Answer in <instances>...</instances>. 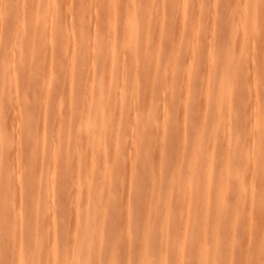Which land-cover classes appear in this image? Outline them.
I'll return each instance as SVG.
<instances>
[{"label":"bare ground","instance_id":"obj_1","mask_svg":"<svg viewBox=\"0 0 264 264\" xmlns=\"http://www.w3.org/2000/svg\"><path fill=\"white\" fill-rule=\"evenodd\" d=\"M46 1L50 2L49 5L42 8V3ZM8 2L0 0V18L6 31L13 27L21 29L22 37L27 41L32 40L39 34L34 25H24L22 18L28 11L34 19L42 14L41 24L46 29L44 36L65 38L72 45H77L79 50L86 46L95 48L97 53L103 54L102 66H106V75L96 74L92 78L78 77L70 81L80 87L81 99L77 105L81 111L76 121L70 116L64 122L55 124L53 136L48 137L45 128L35 123L39 116L47 114V108L43 112H34L24 106L21 109L14 105L16 99L11 95L19 93L24 97L16 79L18 72H27L26 60L35 58L36 61H42L50 57L52 51L40 55L25 53L24 44L0 35V143L4 141L3 132L9 119V124L14 126L17 134V152L22 155V161L18 156L7 159L0 149V264H169L168 258H173L170 264H187L194 247L198 251L196 264H206L209 256L213 258L220 254V249L225 255L227 252L222 245L219 248L208 247L206 239L200 242L193 234V229L200 224V212L209 214L210 205L220 202L221 190L213 187V183L225 187L232 194L230 217L225 221L229 227L230 243H239L238 229L244 227L241 231L244 241L261 246L253 264H264V99H257L258 94L264 91V66L260 64L264 60V47L251 40L237 47L221 45V57L211 53V69L216 71V74L210 73L212 78H219L221 83L225 80L252 78L250 97L246 103L241 100L244 112L248 113V117L244 118H250L246 128L249 137L243 138V135L233 130L230 104L223 114L219 112L220 107H214L209 117L196 115L195 106H187V96L196 95L197 90L200 93V85L206 83L200 73L190 78L189 69L186 70L184 83H175L158 91L154 90V86L146 88L144 91L149 97L145 104L149 109L145 115L136 112V106L131 105L126 92L131 90L135 98L138 87L145 80L128 76L135 72L140 53L134 46L137 34L131 21L132 10L126 13L123 36L116 37L115 18L122 11L118 3L102 5L100 13L103 19L92 28L91 22L84 19L75 26L66 27L64 19L55 18L52 7L59 0H21L15 8L7 7ZM62 2L63 6L67 5L65 0ZM227 2L181 0L182 5H174L171 13H179L182 18H192L194 14V18H205L208 13L215 12L220 4ZM147 8L143 9V14L147 13ZM257 15L264 16V4L258 0H239L225 16L237 18L236 24L226 20L223 23L224 33L230 34L232 38L248 34L253 38L256 29L254 18ZM194 27L200 29V20L194 22ZM102 29H108L106 39H98L97 31ZM198 35V30L188 35L189 47L195 44ZM115 58L120 60L115 62ZM75 60L78 63L85 61L79 53ZM195 60L192 56L189 63L193 64ZM255 60V66L261 65L258 68L254 66ZM248 65L253 67L252 70L247 68ZM235 68L237 70L234 71ZM155 72L154 68L150 74ZM176 86L180 88L176 89ZM223 90L222 85L218 90L217 102L222 97L230 101V93ZM167 92L182 95L184 102L177 109L167 108ZM41 98L47 103L49 94L42 92ZM156 100L160 101L157 105L160 112L150 115V107ZM197 100L200 101L199 98ZM204 102L208 103V96ZM73 106L72 103L70 108ZM103 106L106 113L99 109ZM124 112L129 114V119L141 116L143 125L150 124L154 129L147 132L148 136L178 128L183 140L188 132H192L196 140H202L200 126L196 127V124L202 121L210 126L207 136L209 145L200 149L196 143L189 152L190 165L199 166L202 159L197 172L187 170L179 174L172 168L170 176L158 179L156 186L150 184L151 178L142 185H136L135 179L129 181L131 190L142 193L151 190L157 199L164 200L162 212L149 216L152 223L157 224L153 230L154 237L153 234L152 237H146L145 231L138 226L119 236H111L116 229V222L136 220L139 212L126 211L121 216H112L107 208L119 204L122 195L117 180L126 170L130 173L133 167L139 165L149 168L148 155L157 148L170 151L172 148L169 146L176 143L148 138L144 154L123 149L121 136L137 132L135 123L125 125L116 118L117 114ZM29 138L36 144L30 150L23 151L21 147ZM184 149L182 143L178 150ZM218 152L221 154L220 165L212 167ZM55 153H60L58 158H54ZM26 156L29 159L24 160ZM9 166H15V170L8 171ZM22 166L31 170L24 179L18 178V170ZM55 177L59 178L57 182L54 181ZM180 184L183 185L182 190L178 189ZM192 191L194 194L190 195ZM243 193L247 194L248 199H243ZM255 193L257 199H254ZM176 197L179 199L174 200ZM37 211L42 215L39 216ZM19 213L22 214L14 219L7 218L9 214ZM239 215L247 216L244 223H238ZM39 220L45 222L44 229L43 225L39 228L30 226ZM216 221L214 217L212 222L215 230L219 229ZM104 236L107 238L102 240ZM149 238L150 245L146 244ZM171 247L173 253L169 252Z\"/></svg>","mask_w":264,"mask_h":264},{"label":"rangeland","instance_id":"obj_2","mask_svg":"<svg viewBox=\"0 0 264 264\" xmlns=\"http://www.w3.org/2000/svg\"><path fill=\"white\" fill-rule=\"evenodd\" d=\"M238 1L239 0H228L227 3L220 4L215 12H210L207 15L204 14L206 15L205 18H194L195 14L192 18H182L181 15L176 12L172 14L171 8L174 5H182L181 0H65L66 6H63L62 0H59L52 8L56 13L55 18L64 19L63 24L66 27L69 25L75 26L81 19H84L90 21L92 28H94L97 23L103 19L100 13L102 5L118 3L122 11L120 14L118 13L115 18L117 31L114 35L116 37L118 35L123 36V27L127 19L126 13L128 14V12L132 10L131 13L133 16L131 17V21L135 33L137 34L134 39V46L138 48L140 53L137 66L134 69L135 72L132 74L129 72L130 74L128 76L131 78H139L141 81L145 80L143 84L138 87L135 98H133L131 90L126 92V98L132 102V104L130 102L132 106H136V112L145 115L149 109L145 104L149 97L144 91L146 88L154 86V90L158 91L165 88L167 89L175 83H184L186 70L188 71L189 69L188 75L190 78L200 73V75L202 74L204 76L206 83L200 85V93H198L197 90L195 93L196 95L189 94L190 99L189 95L187 96V106H195L196 115L209 117L212 115L214 107H220L219 112L223 114L227 105L230 104L233 130L243 135L244 138L245 136L249 137V135H246V128L250 118H244L248 113L246 114L244 112L241 100L246 103L247 99L250 97L253 86L252 78L242 79L241 81L225 80L221 83L219 78L211 77V75L216 74V71L212 70L211 53L214 52L215 55L221 57V49L219 48L221 45L237 47L238 45L246 44L254 40L256 45L264 47V16L257 15V18H254L256 29L253 38L249 34L232 38L230 34L224 33L223 23L226 20H230V22L236 24L237 18H225V16L233 10ZM258 1L264 4V0ZM81 2L83 4H80ZM20 3L21 0H9L7 7L15 8ZM49 3L48 1L42 3V8L49 5ZM146 8L148 11L143 14V9ZM41 17L42 14H40L37 19L31 18L28 11L26 12V16L22 18L21 22H23L24 25H34L33 27L36 28V32L39 34L37 37L32 38V40L27 41L24 39L21 29L13 27L10 29L8 28L6 31L3 26L2 18H0V35L6 38L10 37L20 44H24L23 51H25V53L32 52L35 55H40L52 51L51 56L42 61H36L35 58L26 60L27 72H23L24 74L18 72L19 75L16 79L17 85H20L19 91L24 93V97H21L19 93L11 95L16 99L14 105L21 109L24 106L26 109L33 110L34 112H43L44 109L47 108V114L39 116L38 121L35 123L39 127L45 128L47 136L51 137L53 136L52 130L55 124L64 122L67 118H70V116L72 120L76 121L79 111H81V108L77 105L78 101L81 99L80 87H76L75 82L71 84L70 81L72 82L78 77L92 78L96 74L105 77L106 66H102L103 54L97 53L96 49L91 46H86L84 49L82 48L79 50L77 45H72V43L65 40V38L62 39L61 37L52 35L44 36L43 32H45L46 29H44L41 24ZM196 20H200V29H195L194 27V22H196ZM194 30H198L199 35L195 40V44L189 47L188 35ZM107 33L108 29L98 30V39H106ZM78 53L84 58V62L78 63L75 60V56L78 55ZM192 56L196 58L193 64L189 63ZM119 60L120 59L115 58V62ZM256 60L254 61V66ZM93 63H95V66ZM257 64H259V60ZM260 64L264 66V60L261 61ZM260 64L255 67L258 68L261 66ZM154 68L156 72L151 75L150 73H153ZM247 68L252 70L253 67L248 65ZM235 70H237V68H235L234 71ZM49 71L51 72L50 77L48 76ZM164 83H166V85ZM222 85L224 86L223 91H226L228 94L230 93V101H226L224 97L218 100V102L216 101L217 94L219 95L218 90ZM179 86L181 87L180 84ZM179 86L175 88L178 89L180 88ZM42 92H47L49 94L47 103H44L41 98ZM206 96H208V103L204 102ZM198 98L200 101H196ZM70 99H72L74 108H70L72 107ZM165 99L167 101L166 106L170 109H177V106H179L182 101L184 102V97L174 92H167ZM257 99H264V91L258 94ZM6 101L5 99L4 102L7 103ZM159 103L160 101L156 100L153 106L150 107L152 108L150 109V115H155L160 112L157 108ZM5 107L7 106H4V108ZM99 109H102L106 113L104 106ZM128 115L129 114L125 112L116 115V118L122 120L125 125L129 122L135 123L134 125L137 130L134 134H124L121 136V139L123 138V149L128 148L134 153L141 152L144 154V147L147 144L146 140L148 138L158 139L165 143H169L170 141H175L176 143L173 146H169V148H172L170 151L165 148H157L148 155V163L151 165L149 168L139 165L133 167L130 173L126 170V173L117 180L119 192L122 195L120 202L119 204H113L107 208V211L112 216H121L123 212L130 211L133 213L137 210L139 212L137 218L138 220L141 219L138 223L137 218V221L133 219L126 223H122V221L116 222V225H114L116 229H114L111 236H119L126 230L130 231L135 226H138L141 230L145 231L146 237L147 235L152 237L153 230L157 228V224L152 223L149 216L150 214L159 215L162 212L164 200L157 199L154 192L151 190L143 193L138 190H131L128 187L129 181L135 179L136 185H142L144 182H147L146 179L151 178L150 184L156 186L158 179L170 176L172 168L176 170L175 173L179 174L187 170L193 173L197 172V167L201 165L202 159H200L199 166L190 165L188 159L190 155L189 152L192 151L196 143L200 145V149H205L209 145L207 136L210 131V126H208L206 122L196 121L198 122L196 127L200 126V134L203 135L202 140H196L192 132H188L186 134V139L183 140L182 133L178 128L154 132L152 136H148L147 132H151L154 128H152L150 124L147 126L143 125L142 122H140V119H142L141 116L135 117V119H129ZM9 122L8 119V126L3 132L2 138L4 141H1L0 149L4 151V158L12 159L18 156L21 157L22 161L21 152H17L18 150L15 145L17 134L14 131V126L9 124ZM162 132L163 135H160ZM132 143L133 147L131 146ZM182 143H184L185 149L178 150V147L182 145ZM35 144L36 143L29 138L21 148L23 151H28ZM17 153H19V155ZM59 155L60 153H55L54 158H58ZM216 155L217 157L212 167L220 165L219 158L221 154L218 152ZM23 159L26 160L29 158L26 156ZM159 163L161 164L160 166H158ZM12 170H15V166L8 167V171ZM18 172V178L24 179L30 175L31 170L22 166ZM58 179L59 178L55 177L54 181L57 182ZM219 186L217 183H213V187L220 188L221 190L220 202L210 205L211 211L209 214L203 215L200 212V224L193 229V234L200 239V242L206 239L208 247L219 248L222 245L226 247L227 252L225 255V252L222 253L223 249H220V254H216L213 258L209 256L206 264H253L258 257V250L261 249V246L253 245L249 241H244L241 237V231L244 230V227L238 229L240 238L239 243H230L229 227L225 221L230 217L229 210L231 208L232 194L231 191L226 190L225 187ZM182 187L183 185L180 184L178 189L182 190ZM193 194L194 191H192L190 195ZM41 195H44V193ZM242 195L243 199H248L247 194L243 193ZM257 197V193H255L254 199H257ZM173 199L178 200L179 198L176 197ZM21 214L22 213L9 214L7 218L14 219ZM37 214L39 216L42 215L39 211H37ZM246 215L237 216L239 224L244 223L247 217ZM214 217L217 218L216 223H218L219 226L217 230L213 229L212 220ZM41 225H43V229L46 227L45 222L41 220L30 224V226L37 228ZM59 227L60 226H57V228ZM154 236L155 234H153V237ZM105 238H107V236L101 239L105 240ZM146 244L150 245V238L147 239ZM169 252L173 253L174 249H172V247L169 248ZM197 252L196 247L191 250V257L189 261H187V264H196ZM228 255L230 258H228ZM172 261L173 258H168L167 260L169 264Z\"/></svg>","mask_w":264,"mask_h":264},{"label":"snow or ice","instance_id":"obj_3","mask_svg":"<svg viewBox=\"0 0 264 264\" xmlns=\"http://www.w3.org/2000/svg\"><path fill=\"white\" fill-rule=\"evenodd\" d=\"M262 247H264V245H262Z\"/></svg>","mask_w":264,"mask_h":264}]
</instances>
